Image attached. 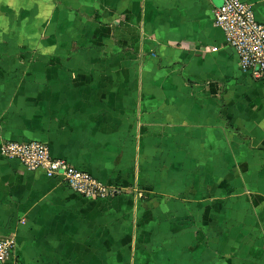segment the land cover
I'll list each match as a JSON object with an SVG mask.
<instances>
[{"label":"crops","instance_id":"crops-1","mask_svg":"<svg viewBox=\"0 0 264 264\" xmlns=\"http://www.w3.org/2000/svg\"><path fill=\"white\" fill-rule=\"evenodd\" d=\"M221 2L0 0L4 264H264V81ZM29 139L126 192L84 197L1 153Z\"/></svg>","mask_w":264,"mask_h":264},{"label":"built area","instance_id":"built-area-1","mask_svg":"<svg viewBox=\"0 0 264 264\" xmlns=\"http://www.w3.org/2000/svg\"><path fill=\"white\" fill-rule=\"evenodd\" d=\"M212 13L214 24L225 34L226 45L235 50L240 68L252 79L264 81V22L257 18L253 4L222 0ZM1 153L18 160L30 171L40 170L49 177L61 178L71 190L84 197L108 199L126 192L120 185L106 183L66 159L52 156L49 146L40 140H6L1 145ZM15 247L14 237H0V264L7 261Z\"/></svg>","mask_w":264,"mask_h":264}]
</instances>
